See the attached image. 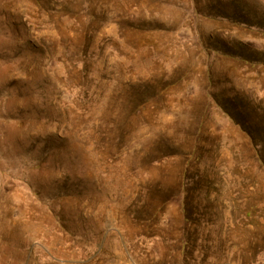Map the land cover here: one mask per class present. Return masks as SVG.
Wrapping results in <instances>:
<instances>
[{
	"label": "rangeland",
	"instance_id": "374dc122",
	"mask_svg": "<svg viewBox=\"0 0 264 264\" xmlns=\"http://www.w3.org/2000/svg\"><path fill=\"white\" fill-rule=\"evenodd\" d=\"M0 264H264V0H0Z\"/></svg>",
	"mask_w": 264,
	"mask_h": 264
}]
</instances>
